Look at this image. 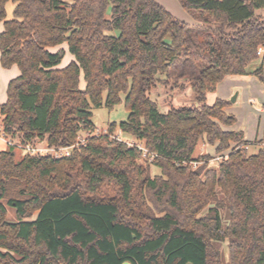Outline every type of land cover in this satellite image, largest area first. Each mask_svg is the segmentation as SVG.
<instances>
[{
	"label": "trees",
	"instance_id": "1",
	"mask_svg": "<svg viewBox=\"0 0 264 264\" xmlns=\"http://www.w3.org/2000/svg\"><path fill=\"white\" fill-rule=\"evenodd\" d=\"M177 1L194 24L154 0H0V66L18 70L0 136L64 148L89 135L63 159L0 151V264H264V147L248 155L222 129L231 102L207 104L225 77L264 85V0ZM179 62L194 104L162 113L149 95L176 83ZM122 95L126 120L95 135L92 109ZM118 132L157 155L160 175ZM202 141L229 152L215 169L193 156Z\"/></svg>",
	"mask_w": 264,
	"mask_h": 264
},
{
	"label": "rangeland",
	"instance_id": "2",
	"mask_svg": "<svg viewBox=\"0 0 264 264\" xmlns=\"http://www.w3.org/2000/svg\"><path fill=\"white\" fill-rule=\"evenodd\" d=\"M160 4L164 9H166L171 15L183 23L194 24L190 16L181 8L177 0H154ZM13 4L8 3L6 5L7 19L12 18ZM1 26V24H0ZM72 56L68 53L65 55L61 65L65 66L70 62ZM259 62H255L248 67L249 71H252L257 67ZM17 70V69H16ZM193 67L190 63L179 62L175 65L174 69L170 73L171 76L176 77V83L171 79L166 84H158L150 93V98L156 102L159 106V111L164 113L168 110L169 104L174 106L179 105H190L194 104V99L192 97L191 90L188 87L181 88V84H185L184 81L187 79L191 73L193 74ZM183 74V76H180ZM12 73L9 70H5L0 66V104L4 103L6 100V88L11 78ZM18 75V74H16ZM159 80H165V76L160 77ZM215 92L207 95V104L213 105L217 97H223L227 101L231 102V99L236 96V102L227 107V110H233V115L236 122L232 125L238 131H242L247 139H251L256 132L262 133L260 138H254L250 142L251 144L247 147V154L256 153L260 148L264 147V115L260 112L262 104L264 103V85L255 77H242L236 79H227L226 77L217 85ZM80 87L84 88V83L81 82ZM231 94L229 95L230 91ZM114 108L108 110L105 107L92 109V122L96 126L99 132L107 130L109 124L115 123L119 124L124 122L128 116V112L124 107L123 99ZM259 123V125H258ZM222 128L226 126H221ZM225 130V129H224ZM121 140L134 141L132 138L116 133ZM1 138V137H0ZM83 138V135H82ZM0 141V151L2 149H8L5 141ZM235 145L231 144L233 148ZM16 159H19L24 155L22 150H14ZM228 151L223 154H216L213 146L208 145L206 142L202 141L199 143L195 153L194 158L201 156H209L210 159L207 164L210 168L215 169L217 163L222 159L226 158ZM138 167L149 168L150 177L160 175V170L154 166H151L149 162L145 161L143 158L137 160ZM204 162H198L197 166L202 165ZM150 165V166H149ZM193 167V165H192ZM196 167H193L195 169ZM10 221H13V213L8 210ZM205 211L202 213L204 214ZM34 215L33 219H35ZM223 250H225V245H223Z\"/></svg>",
	"mask_w": 264,
	"mask_h": 264
},
{
	"label": "built area",
	"instance_id": "3",
	"mask_svg": "<svg viewBox=\"0 0 264 264\" xmlns=\"http://www.w3.org/2000/svg\"><path fill=\"white\" fill-rule=\"evenodd\" d=\"M262 50L260 49L257 52V55H261ZM103 133L105 132L102 131ZM95 135H99L100 132L97 130L95 133ZM89 135L86 136H80L78 139V142L70 147H64V148H51L48 146L47 143H42V144H35V145H22L20 143H16L13 141H10L9 139H6L4 136H0L1 140L5 141L8 147H12L15 149H20L22 150V152L26 155L35 157V156H51L55 159H63V158H67L70 157L72 152L75 149H78L80 146H85L86 144V139ZM114 139L124 142L128 147H135L137 148L140 153H141V158H143L145 161L152 163V161L154 160L155 157H157L156 154L154 153H149L142 144L135 142V141H126V140H121L118 136H114ZM248 147V146H247ZM247 147L245 148L247 150ZM193 167H197L198 162H193L192 163Z\"/></svg>",
	"mask_w": 264,
	"mask_h": 264
},
{
	"label": "crops",
	"instance_id": "4",
	"mask_svg": "<svg viewBox=\"0 0 264 264\" xmlns=\"http://www.w3.org/2000/svg\"><path fill=\"white\" fill-rule=\"evenodd\" d=\"M1 24V26H0V33L2 32V30H3V26H2V23H0ZM17 68L14 66V67H12L11 69H10V73H12V75H11V78L9 79V81L11 80V79H13V78H15L17 75L16 74H18V70H16ZM244 78V77H250V76H234V77H226L227 79H236V78ZM218 87V86H217ZM231 92H232V90L230 91V93H229V95L231 94ZM216 99H221V100H226L225 98H223V97H217ZM227 101V100H226ZM236 102V101H235ZM3 104V103H2ZM231 104H234V103H231ZM264 104V103H263ZM262 104V105H263ZM1 105V104H0ZM224 111L227 113V114H229V115H233V110H227V108H225L224 109ZM263 115H264V109L262 108L261 109V111H260ZM258 125H259V123H258ZM224 131H228V132H241L242 134H243V140L244 141H248V142H250L252 139H254V138H260V136H262V133L261 134H259L258 132H256L255 133V135H253V137L251 138V139H247L246 138V136H245V134L242 132V131H238V129H236L235 127H233V126H230V127H224V128H222ZM0 141H1V143H3L2 142V140L0 139ZM3 150H5V149H2V151Z\"/></svg>",
	"mask_w": 264,
	"mask_h": 264
},
{
	"label": "water",
	"instance_id": "5",
	"mask_svg": "<svg viewBox=\"0 0 264 264\" xmlns=\"http://www.w3.org/2000/svg\"><path fill=\"white\" fill-rule=\"evenodd\" d=\"M236 101V96H234L232 99H231V103H235ZM124 264H129V263H124Z\"/></svg>",
	"mask_w": 264,
	"mask_h": 264
}]
</instances>
